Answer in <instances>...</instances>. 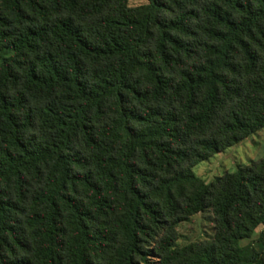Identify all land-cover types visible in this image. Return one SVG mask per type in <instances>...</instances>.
Wrapping results in <instances>:
<instances>
[{
	"label": "trees",
	"instance_id": "1",
	"mask_svg": "<svg viewBox=\"0 0 264 264\" xmlns=\"http://www.w3.org/2000/svg\"><path fill=\"white\" fill-rule=\"evenodd\" d=\"M262 132L264 0H0V264H264Z\"/></svg>",
	"mask_w": 264,
	"mask_h": 264
},
{
	"label": "rangeland",
	"instance_id": "2",
	"mask_svg": "<svg viewBox=\"0 0 264 264\" xmlns=\"http://www.w3.org/2000/svg\"><path fill=\"white\" fill-rule=\"evenodd\" d=\"M147 0H129L130 6L145 4ZM264 157V132L253 135L236 146L203 161L192 168V173L208 183L223 176L224 173H233L238 166H247ZM211 222L209 214L193 217L189 222L179 226L180 235L177 244L182 246L197 239L211 235ZM260 228L258 229V231Z\"/></svg>",
	"mask_w": 264,
	"mask_h": 264
},
{
	"label": "crops",
	"instance_id": "3",
	"mask_svg": "<svg viewBox=\"0 0 264 264\" xmlns=\"http://www.w3.org/2000/svg\"><path fill=\"white\" fill-rule=\"evenodd\" d=\"M257 232H258V230H257Z\"/></svg>",
	"mask_w": 264,
	"mask_h": 264
}]
</instances>
